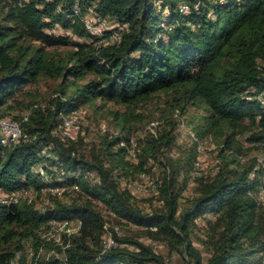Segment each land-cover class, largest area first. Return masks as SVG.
Here are the masks:
<instances>
[{
    "label": "trees",
    "instance_id": "1",
    "mask_svg": "<svg viewBox=\"0 0 264 264\" xmlns=\"http://www.w3.org/2000/svg\"><path fill=\"white\" fill-rule=\"evenodd\" d=\"M91 13L108 23L103 36L86 28ZM59 25L70 34L49 32ZM65 45V54L47 49ZM43 79L56 82L52 94L35 88ZM262 92L264 0H0V117L22 128L11 148L0 140V190L57 189L43 208L33 198L0 200V264H169L142 236L184 264H263L264 203L254 194L262 170L259 155H247L264 154ZM168 93L160 117L144 106ZM98 99L125 106L111 110L113 129L64 134L62 114ZM190 105L206 114L185 150L178 134ZM209 135L219 162L205 173L197 146ZM147 175L157 203L146 207L122 185ZM191 182L194 194L184 196ZM65 220L78 229L62 243L39 235ZM201 228L206 260L193 239Z\"/></svg>",
    "mask_w": 264,
    "mask_h": 264
},
{
    "label": "rangeland",
    "instance_id": "2",
    "mask_svg": "<svg viewBox=\"0 0 264 264\" xmlns=\"http://www.w3.org/2000/svg\"><path fill=\"white\" fill-rule=\"evenodd\" d=\"M104 29H106V27H104ZM101 31L102 32L99 34L103 36L102 33L103 31L105 32V30H101ZM50 32H53V31L50 30ZM54 33L68 35L70 34V31L67 32L63 27L59 25V27L56 29ZM118 35L119 33L117 34V36ZM31 43L40 44L37 41H33ZM47 49L55 50V51L58 50V52L65 54L69 50H71L72 47L67 46V45L60 46V47L59 46H50V47L47 46ZM55 86H56V82L52 80H48V79H43L40 81V83H38L35 86V88L42 95L47 96L54 92ZM168 94H164V95L159 94L154 100L148 102L147 104H144V106L146 107L147 110L156 111V117H160V114L162 113V109L167 108V100L169 99L171 100L172 98L171 94L170 93ZM260 97H261V102H262V100H264V92L261 93ZM96 102L97 104L95 105L86 104V105L80 106L77 110H74V111L72 110L70 112L71 118L68 119L69 125H67V128L64 129L63 133L75 136L78 130L81 129L83 131L82 133L88 136L89 139H91V138H98L99 135H101L106 130H112L114 124H113V115L111 114V110H117V109L124 110L125 106L121 104H115L113 102L103 104L102 103L103 101L100 99H98ZM184 113L185 114L181 115L180 117L185 118L188 126L186 125V123L185 125L183 124L184 120L181 121L182 126L179 129L178 137L180 138L178 139V142L181 144V147L186 150V149L191 148V146L193 145L192 140L193 138H195L194 135L196 133L195 125L201 123L200 117L206 114V110H205V107L202 105L200 106L190 105L186 107V110ZM157 120H161V119L159 118ZM140 123H142L143 126H146L148 124L146 119H144L143 121L137 124L140 125ZM157 123L158 122H155L153 124L156 125ZM141 132L142 131L139 130V134ZM216 146H217V143L211 135L205 137V139L198 140L197 165L200 169L199 170L200 172L203 171L205 173H211L217 170V164L219 162V156H218L219 149H217ZM247 155H249L248 157L259 155V158H258L259 165L257 168L261 169L262 171L260 173V185L254 194L257 196V198L262 203H264V154H260L256 150H251V151H248ZM156 168L158 169V167ZM157 169H156V173L155 172L150 173V175L154 177L155 179L157 177V174H159ZM252 175L254 176L255 173H253ZM147 176H141L138 180L133 179V180H130L127 185H122L128 188L129 190L133 191L135 196L138 199H140L141 204L146 207L150 205L151 199H154V201L157 203V199H156L157 198L156 197L157 187H155V184L153 183L154 182L153 178L151 176H148V177ZM194 187H195V183L191 182L188 185L187 189L184 191V196L193 195ZM49 191L53 193V192H56L57 189L54 191L53 190H49ZM49 191L45 189L43 191L42 196L38 197L35 191H33L32 189H27L24 195H21L20 192H17V195L14 197V199H18L20 195L28 199L33 198V201H35L37 204L36 206H38L39 208H43L50 201L49 193H48ZM210 217L214 218L213 215H211ZM109 222L110 223H108V226H111L114 223L112 220H109ZM50 223H51L50 228H47V224L44 225L43 228L40 230V234H39L43 240L47 241L48 244H52V243L60 244L63 242V239H64L63 234L65 232L72 233L78 229V223L74 220L69 221L68 223L67 221H65V223L50 221ZM199 223H200V227L204 229L205 221L201 220L199 221ZM202 228L196 230V234L193 235V239H194V244L199 249L202 250L203 257L206 260L210 256L209 249L205 244L201 243V241L198 239V236H200L201 238L202 237L204 238V235H203L204 233H203ZM115 229L119 231L120 235H123V234L127 235V233H129V235H132V234L136 235L135 230H130L128 232L126 231L127 228L121 227L120 229L119 225H116ZM106 240L108 243H111L112 237H110V235L108 236L106 235ZM141 240L153 245L155 250L159 254L164 256L169 264H184L183 256L176 251H171L169 246L165 244L164 242L152 241L147 236H142ZM34 243H35V240L33 239H27L24 241L23 244L25 247V251L27 253H30V254L34 253L35 251ZM53 251L54 249L50 250L47 247H42L40 249V252L44 255H49ZM263 264H264V259H263Z\"/></svg>",
    "mask_w": 264,
    "mask_h": 264
},
{
    "label": "bare ground",
    "instance_id": "3",
    "mask_svg": "<svg viewBox=\"0 0 264 264\" xmlns=\"http://www.w3.org/2000/svg\"><path fill=\"white\" fill-rule=\"evenodd\" d=\"M92 16H95V17H92ZM98 17V15H95L94 13H91V14H88V15H85L84 17H83V21H84V23H85V25H86V28H88L92 33H94V34H99V33H101L102 31L101 30H105L104 29V27H106V29H107V27H108V23L106 22V21H104V20H102V19H99V18H97ZM101 17V16H100ZM103 18V17H102ZM106 19V18H105ZM107 20V19H106ZM112 24V23H111ZM262 104H263V106H264V100H262V102H261ZM77 110V109H76ZM263 110H264V108H263ZM70 114V113H69ZM62 116H63V121L65 122V124L66 125H69V121H68V119L69 118H71L69 115H66V114H62ZM76 116V115H75ZM10 118V117H9ZM9 118H1L0 117V127H1V125L2 124H4V123H9V124H11V125H18V130H17V133L15 134V135H13L12 136V138L10 139V143H9V145H8V141H6L5 140V137H4V132H2V130L0 129V132H1V143L3 144V145H5V146H10V148H11V146L13 145V144H15V143H17V142H19V140H20V138H21V136H22V128H21V126L17 123V121L15 122V121H12V120H14V119H9ZM184 125H185V123H183ZM65 126V125H64ZM190 133V132H189ZM145 137V136H144ZM144 139V138H143ZM135 140V139H134ZM142 140V139H141ZM125 141V140H124ZM136 141V140H135ZM135 141H133L134 143H135ZM125 143V142H124ZM126 143H127V141H126ZM125 143V144H126ZM138 144V143H137ZM135 145V144H134ZM129 148H130V146H129ZM135 150V149H134ZM131 152V151H130ZM135 152V151H134ZM131 154L132 155H134V153L133 152H131ZM131 155V156H132ZM258 165H259V162H258ZM258 167V166H257ZM256 167V168H257ZM254 173V172H253ZM66 189V188H65ZM61 190V189H60ZM26 190H17V191H14V192H20L21 193V195H24L26 192H25ZM63 191V190H62ZM28 192V191H27ZM17 195V194H16ZM20 195V197L18 198V199H15V202L16 201H18L22 196ZM251 195V194H250ZM24 197V196H23ZM22 197V198H23ZM0 200L2 201V196H1V194H0ZM56 220V219H55ZM58 220V219H57ZM66 221V220H65ZM65 221H64V223H65ZM55 222V221H54ZM60 223H62V222H60ZM54 227V226H53Z\"/></svg>",
    "mask_w": 264,
    "mask_h": 264
},
{
    "label": "built area",
    "instance_id": "4",
    "mask_svg": "<svg viewBox=\"0 0 264 264\" xmlns=\"http://www.w3.org/2000/svg\"><path fill=\"white\" fill-rule=\"evenodd\" d=\"M0 129L2 130V132H4L5 140L8 141V145H9L10 139L12 138L13 135L17 133L18 125H11L7 122L2 124ZM0 194L2 196V202L10 204L12 202H15L14 197L16 196L17 192H7L4 190H0Z\"/></svg>",
    "mask_w": 264,
    "mask_h": 264
},
{
    "label": "clouds",
    "instance_id": "5",
    "mask_svg": "<svg viewBox=\"0 0 264 264\" xmlns=\"http://www.w3.org/2000/svg\"><path fill=\"white\" fill-rule=\"evenodd\" d=\"M53 32H55L56 31V29L55 30H52ZM50 32V31H49ZM184 122H186V121H184ZM187 125V124H186Z\"/></svg>",
    "mask_w": 264,
    "mask_h": 264
}]
</instances>
